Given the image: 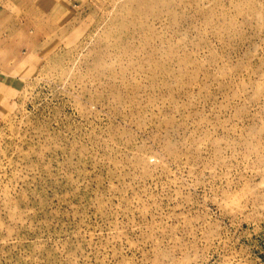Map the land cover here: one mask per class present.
Returning <instances> with one entry per match:
<instances>
[{
  "label": "rangeland",
  "instance_id": "obj_1",
  "mask_svg": "<svg viewBox=\"0 0 264 264\" xmlns=\"http://www.w3.org/2000/svg\"><path fill=\"white\" fill-rule=\"evenodd\" d=\"M0 264H264V0H0Z\"/></svg>",
  "mask_w": 264,
  "mask_h": 264
}]
</instances>
